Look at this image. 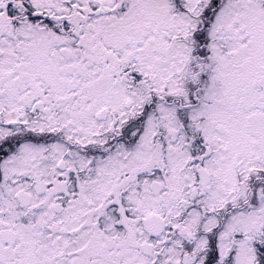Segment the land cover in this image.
Here are the masks:
<instances>
[{"label":"snow or ice","instance_id":"obj_1","mask_svg":"<svg viewBox=\"0 0 264 264\" xmlns=\"http://www.w3.org/2000/svg\"><path fill=\"white\" fill-rule=\"evenodd\" d=\"M0 264H264V0H0Z\"/></svg>","mask_w":264,"mask_h":264}]
</instances>
